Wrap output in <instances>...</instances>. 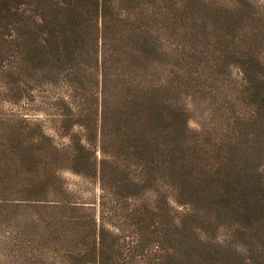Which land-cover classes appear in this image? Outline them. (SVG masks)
<instances>
[{
	"label": "trees",
	"instance_id": "trees-1",
	"mask_svg": "<svg viewBox=\"0 0 264 264\" xmlns=\"http://www.w3.org/2000/svg\"><path fill=\"white\" fill-rule=\"evenodd\" d=\"M149 12L144 0H0L3 97L20 105L0 119V191L52 212L51 254L37 264H264V162L249 167L242 149L241 162L230 152L192 173L188 144L175 145V123L189 131L171 50L156 45ZM179 183L184 200L213 205L205 229L186 204L175 216ZM219 221L244 242L218 237Z\"/></svg>",
	"mask_w": 264,
	"mask_h": 264
},
{
	"label": "rangeland",
	"instance_id": "rangeland-1",
	"mask_svg": "<svg viewBox=\"0 0 264 264\" xmlns=\"http://www.w3.org/2000/svg\"><path fill=\"white\" fill-rule=\"evenodd\" d=\"M144 2L151 14L144 21L149 24L158 42L156 45L171 50L175 109L186 113L189 131L180 135L175 123V145L188 144L184 155L191 160L192 173L200 176V165L215 164L230 152L234 153L232 159L241 162L242 149L250 156L249 163H245L249 167L264 162V156L256 148L258 144L264 147V119L259 115L264 108L258 103L260 92L264 97V0ZM231 26L238 28L237 34H230ZM232 37L235 51L231 47ZM249 80H253V87ZM11 84L0 79V119L4 124L20 114V105L12 98L3 97L4 87ZM3 134L6 139L5 129ZM0 141L4 143L2 138ZM231 170L226 167L224 172ZM60 174L71 187L78 180L69 172ZM177 178L179 175L175 174V180ZM184 188L187 187L183 183L175 186V216L184 212L183 204H186L196 214L193 227L201 228L200 217L205 212L210 214L208 209L213 205L207 199L189 197V201L184 200L181 195L186 191ZM29 197L30 193L11 186L0 191V264H25L29 256L32 264H37L34 255L51 254L49 244L54 238L45 219L52 212L34 206L32 201L24 203L26 207L17 205L18 200ZM181 201L184 203H178ZM57 216H62V212ZM219 225L223 227L218 228L217 236L227 238L230 228L224 222L219 221ZM254 236L252 241H256ZM227 240H235L237 244L244 242L242 237Z\"/></svg>",
	"mask_w": 264,
	"mask_h": 264
}]
</instances>
